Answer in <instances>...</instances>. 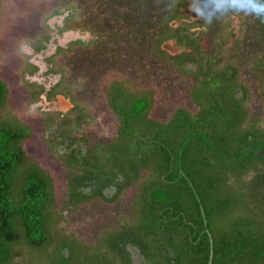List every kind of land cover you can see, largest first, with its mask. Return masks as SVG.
Segmentation results:
<instances>
[{
  "label": "trees",
  "instance_id": "trees-1",
  "mask_svg": "<svg viewBox=\"0 0 264 264\" xmlns=\"http://www.w3.org/2000/svg\"><path fill=\"white\" fill-rule=\"evenodd\" d=\"M91 1L115 14L125 9L123 0L77 4ZM161 1L133 0L132 6L145 4L153 18L164 8ZM170 1L184 17L182 0ZM236 2L245 10L243 37L250 39L245 64L264 99V0ZM223 5L214 15L200 11L207 23L193 30L176 13L159 11L147 28V49L194 78L197 111L181 106L164 121L150 118L151 95L111 81L106 97L117 127L109 143L83 150L59 128L70 173L60 193L51 173L28 156L32 127L7 106L9 89L0 79V264H264V117L249 116L250 88L237 60L245 40L233 41L237 55L226 50L224 38H215ZM204 26L216 41L208 51L198 40ZM160 37L174 39L183 52L165 55ZM189 60L191 68L184 64ZM69 119L84 123L81 116ZM129 187L137 191L132 211L116 227L94 234L77 226L93 200L112 203Z\"/></svg>",
  "mask_w": 264,
  "mask_h": 264
},
{
  "label": "rangeland",
  "instance_id": "rangeland-1",
  "mask_svg": "<svg viewBox=\"0 0 264 264\" xmlns=\"http://www.w3.org/2000/svg\"><path fill=\"white\" fill-rule=\"evenodd\" d=\"M126 1L131 6L123 0L125 9L115 14L92 1L78 5L79 0H0V79L9 89L7 106L32 127V137L25 142L26 152L51 173L57 193L70 176L61 157L66 151V144L61 142L63 135L59 133L61 126L66 127L64 135L69 143L74 140V144H82L83 150L97 143L107 144L116 136L117 117L106 97L111 81L119 79L129 93L151 95L148 116L156 120L168 119L181 106L192 113L198 109L191 100L194 78L178 72L171 59L153 53V48L147 49V28L157 23L154 18L160 8L153 18H147L145 4H139L138 8L132 6L133 0ZM209 1L182 0L179 4L184 5V18L182 8L174 10L177 4L164 0L159 15L170 17L174 12L178 19L190 22L189 28L193 30L197 22L207 23L200 19V11L206 14L209 10L214 15L219 9L217 5L224 4V17L216 26L215 38H224L226 50L238 51L239 55L232 43L244 39V8L236 0L232 4V0L226 4L224 0L212 1L216 7L210 6ZM200 30L198 40L203 50H211L216 41L209 27ZM135 36L139 38L136 40ZM244 40L242 49L239 47L243 54L237 60L243 63L240 79L250 88L249 116L264 117V99L255 89L251 67L245 64L251 54L246 44L250 39ZM159 41L167 51L165 55L183 52L172 38L160 37ZM175 59L180 61V57ZM184 64L187 68L194 65L190 60ZM40 84L50 88L53 102L40 100L43 96ZM79 113L83 124L69 119ZM136 192L129 187L112 203L93 200L82 209L76 225L94 234L116 227L118 220L132 211Z\"/></svg>",
  "mask_w": 264,
  "mask_h": 264
},
{
  "label": "flooded vegetation",
  "instance_id": "flooded-vegetation-1",
  "mask_svg": "<svg viewBox=\"0 0 264 264\" xmlns=\"http://www.w3.org/2000/svg\"><path fill=\"white\" fill-rule=\"evenodd\" d=\"M41 86H43L45 89H43L42 91H39L41 94H43V96H41V98H40V100L42 99L43 100V102L44 103H50V102H53L54 100H51L52 99V97H49L50 96V93H51V91H49L50 90V88H47V87H45L44 85H42V84H40ZM48 112H50V111H48ZM105 189H107V190H110L111 189V187H108V188H105ZM114 190V189H113Z\"/></svg>",
  "mask_w": 264,
  "mask_h": 264
},
{
  "label": "clouds",
  "instance_id": "clouds-1",
  "mask_svg": "<svg viewBox=\"0 0 264 264\" xmlns=\"http://www.w3.org/2000/svg\"><path fill=\"white\" fill-rule=\"evenodd\" d=\"M260 7H264V3H262Z\"/></svg>",
  "mask_w": 264,
  "mask_h": 264
},
{
  "label": "water",
  "instance_id": "water-1",
  "mask_svg": "<svg viewBox=\"0 0 264 264\" xmlns=\"http://www.w3.org/2000/svg\"><path fill=\"white\" fill-rule=\"evenodd\" d=\"M165 46H168L167 44Z\"/></svg>",
  "mask_w": 264,
  "mask_h": 264
}]
</instances>
